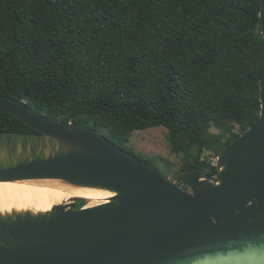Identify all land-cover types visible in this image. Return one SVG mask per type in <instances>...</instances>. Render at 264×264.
I'll return each mask as SVG.
<instances>
[{
	"label": "trees",
	"instance_id": "1",
	"mask_svg": "<svg viewBox=\"0 0 264 264\" xmlns=\"http://www.w3.org/2000/svg\"><path fill=\"white\" fill-rule=\"evenodd\" d=\"M261 7V0H0V95L98 129L149 163L128 142L135 131L164 127L183 161L178 185L187 187L193 168L217 175L213 158L260 115ZM0 131L36 132L1 111ZM85 204L76 197L72 209Z\"/></svg>",
	"mask_w": 264,
	"mask_h": 264
},
{
	"label": "water",
	"instance_id": "2",
	"mask_svg": "<svg viewBox=\"0 0 264 264\" xmlns=\"http://www.w3.org/2000/svg\"><path fill=\"white\" fill-rule=\"evenodd\" d=\"M259 87L260 115L220 151L216 178L193 168L187 189L100 130L0 95V111L36 131H0V182L115 194L80 209L0 213V264H264V74Z\"/></svg>",
	"mask_w": 264,
	"mask_h": 264
},
{
	"label": "bare ground",
	"instance_id": "3",
	"mask_svg": "<svg viewBox=\"0 0 264 264\" xmlns=\"http://www.w3.org/2000/svg\"><path fill=\"white\" fill-rule=\"evenodd\" d=\"M60 183L67 186L60 188L29 181L0 182V213L25 210L48 211L67 198L74 196L88 200L100 199V203H106L109 198L115 195L106 190L72 186L62 181Z\"/></svg>",
	"mask_w": 264,
	"mask_h": 264
},
{
	"label": "rangeland",
	"instance_id": "4",
	"mask_svg": "<svg viewBox=\"0 0 264 264\" xmlns=\"http://www.w3.org/2000/svg\"><path fill=\"white\" fill-rule=\"evenodd\" d=\"M210 132H219L220 129L211 126L209 128ZM203 130L200 131L202 133ZM167 129L164 127H155L150 128L147 130H139L135 131L130 138V141L128 142V146L135 152L136 154L142 155L145 158H152L154 159L151 164L158 167H165L166 164L163 162V160H166L170 163V165L167 167L166 171L168 172V178L176 183L178 185L179 183V177L183 175V161L181 158L175 154H172L170 151V147L168 144V141L166 139ZM32 183H42V184H49L52 186H57L60 188H65L67 185H63L60 183V181H52V180H42V181H29ZM185 189L187 187L183 185H179ZM77 196L69 197L66 200H64L59 205H65L67 209H72V205L74 203V199ZM80 198V197H78ZM100 199H93V200H87L85 206H92L99 204Z\"/></svg>",
	"mask_w": 264,
	"mask_h": 264
},
{
	"label": "built area",
	"instance_id": "5",
	"mask_svg": "<svg viewBox=\"0 0 264 264\" xmlns=\"http://www.w3.org/2000/svg\"><path fill=\"white\" fill-rule=\"evenodd\" d=\"M212 163H213V165H215V166H216V157H215V158H213V162H212ZM216 176H217V175H214V176H213V178H211V179H213V180H214V179L216 178Z\"/></svg>",
	"mask_w": 264,
	"mask_h": 264
},
{
	"label": "flooded vegetation",
	"instance_id": "6",
	"mask_svg": "<svg viewBox=\"0 0 264 264\" xmlns=\"http://www.w3.org/2000/svg\"><path fill=\"white\" fill-rule=\"evenodd\" d=\"M213 178V177H212Z\"/></svg>",
	"mask_w": 264,
	"mask_h": 264
}]
</instances>
